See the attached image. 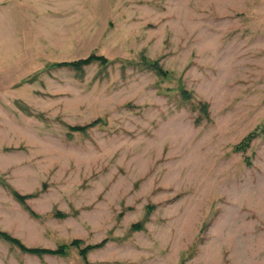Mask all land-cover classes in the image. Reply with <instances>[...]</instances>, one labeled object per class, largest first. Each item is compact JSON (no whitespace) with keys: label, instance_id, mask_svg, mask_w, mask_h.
I'll use <instances>...</instances> for the list:
<instances>
[{"label":"rangeland","instance_id":"1","mask_svg":"<svg viewBox=\"0 0 264 264\" xmlns=\"http://www.w3.org/2000/svg\"><path fill=\"white\" fill-rule=\"evenodd\" d=\"M0 230L105 240L0 264H264V0H0Z\"/></svg>","mask_w":264,"mask_h":264},{"label":"trees","instance_id":"2","mask_svg":"<svg viewBox=\"0 0 264 264\" xmlns=\"http://www.w3.org/2000/svg\"><path fill=\"white\" fill-rule=\"evenodd\" d=\"M93 61H97L100 62L101 64L105 65L107 64V59L104 56L101 55H96V54H89L87 57L84 58H80L77 60H72V61H64L62 63H59V65H64V66H68L71 68H80L84 65H87ZM154 66V69L160 73L161 72V68L157 65L156 62L152 63ZM184 93V91H183ZM184 96L188 97L189 94H184ZM200 106V110L202 111L203 115H208V111H207V107L208 105L205 102H201L199 104ZM199 119V118H198ZM97 120L93 121L91 124L88 125H81V126H70L69 129H71L72 131H78V132H83L85 131L89 126L93 125L96 123ZM252 134L249 133L247 134L242 141L237 144L235 146L236 150H244L246 148V144H248V142L250 141V139ZM13 195L15 196V198H17L20 201H23L24 198H26L28 195H20L19 193H17L16 191L12 190ZM54 216L56 217H64L65 215L60 212V211H55L54 212ZM0 238H2L3 240L9 242L10 244L18 247L22 252L25 253H29V254H33V255H38V256H42V255H65L67 250L70 247H77L79 254L81 255V257L85 260L88 251H90L91 249L95 248V247H99L101 246L105 240H103L100 243L97 244H84L82 239L79 238H74L72 240H70L68 243H63L58 245L56 248H45V247H27L25 246L18 238L10 235L9 233L5 232V231H1L0 230Z\"/></svg>","mask_w":264,"mask_h":264}]
</instances>
